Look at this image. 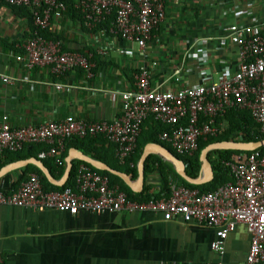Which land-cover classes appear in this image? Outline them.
Returning <instances> with one entry per match:
<instances>
[{"label":"crops","instance_id":"obj_1","mask_svg":"<svg viewBox=\"0 0 264 264\" xmlns=\"http://www.w3.org/2000/svg\"><path fill=\"white\" fill-rule=\"evenodd\" d=\"M73 1L77 6L80 0ZM165 11L164 22L144 50L111 31L94 32L70 16H53L49 32L62 43L63 50L91 56L96 63L92 78L80 69L56 77L48 68L28 70L16 59L24 52L32 25L0 0V76L11 80L0 84V117L7 115L14 127L37 126L69 116L113 121L122 112L123 94L135 88L140 67L149 69L151 86L157 91L208 84L218 81L225 68L235 73L239 67L240 48L230 39V27L256 25L264 31V0H165ZM226 127L227 123L221 122L220 129ZM71 141L62 153L66 168L69 157L72 162L83 161L75 150L85 155L75 139ZM111 154L109 149V160ZM39 155L32 157L27 149L0 154L1 163L9 162L0 171L19 161H42ZM31 165L36 166L25 163L0 172V189L17 190L34 173L27 170ZM147 184L153 186V193L161 191L159 174H145L144 186ZM215 234L212 227L180 217L166 221L159 212L98 215L81 211L71 215L0 206V264L246 262L251 246L246 225L235 226L222 255L212 249Z\"/></svg>","mask_w":264,"mask_h":264},{"label":"built area","instance_id":"obj_2","mask_svg":"<svg viewBox=\"0 0 264 264\" xmlns=\"http://www.w3.org/2000/svg\"><path fill=\"white\" fill-rule=\"evenodd\" d=\"M14 7L32 11L36 31L16 56L28 70L48 68L56 77L82 69L94 76L96 63L91 56L64 51L62 43L40 34L51 27L53 16L66 11L62 0H5ZM77 7L92 30L115 16L111 33L136 44L141 50L166 17L165 0H80ZM230 39L240 48L239 67L235 73L225 68L218 81L176 91H157L151 86V72L140 67L135 88L123 94L122 112L113 121H86L69 116L62 121L14 127L7 115L0 117V154L18 153L28 145H43L41 159L58 158L69 141L103 136L116 146L121 165L137 149L138 138L148 118L170 126L160 135L179 155H193L199 140L217 137V121L231 110H246L264 131V31L259 26H232ZM204 62L208 60L203 56ZM0 76V84H10ZM60 88V86H58ZM185 124H182L183 121ZM133 166V165H132ZM232 182L215 191L200 193L185 186L171 185L168 198L147 202L130 200L108 176L85 164L78 167L75 186L45 191L42 177L31 174L13 191L0 190V206L29 208L34 211L57 210L77 215L81 211L95 214L159 212L166 221L183 218L187 222L207 225L216 230L214 252L222 255L229 234L237 224L246 225L251 246L244 264H264V153L255 150L236 156L226 163Z\"/></svg>","mask_w":264,"mask_h":264},{"label":"trees","instance_id":"obj_3","mask_svg":"<svg viewBox=\"0 0 264 264\" xmlns=\"http://www.w3.org/2000/svg\"><path fill=\"white\" fill-rule=\"evenodd\" d=\"M62 1L66 4V11L61 12V14L70 16L73 20H77L78 22H82L84 27L87 28L85 26L84 15L82 11L76 6V3L73 0H62ZM13 9L15 11L21 12V15L29 19L32 25L31 32L34 34L36 28L33 23V15L31 9L28 7H14V6ZM114 19L115 16L113 15L110 18H108L105 22L98 24L92 30L94 32H102L104 34H109L112 29ZM40 34L47 39H54L56 41H59L58 38L50 34L49 30L42 31L40 32ZM224 121L227 123V127L221 129V132L217 137H211L208 138L207 140L201 138L199 140L198 150L191 156L177 154L169 143L162 142L160 140V135L166 131H171V127L156 121L153 117L148 118V120L144 123L142 127V132L138 138L137 149L131 155V157L126 161L124 165H121L116 158V146L111 142H109L103 136L86 137L84 139L75 138V144L79 145L80 149L83 151L85 155L95 160L106 163L115 170L124 172L128 175H133V177L135 178L138 177V163L141 159L144 148L148 144H160L165 146L167 149H169L173 154H175L178 158H180L184 162L186 166V172L190 177L197 178L200 175L202 168L200 155L202 150L205 149L208 145L217 142H230V141L258 142L264 140V131L262 130L261 124L256 122V120L253 118V116L249 111L231 110L223 118H220L217 121V126L220 128L221 122ZM185 123L186 121L184 120L182 124ZM69 142L72 143L73 141H69ZM24 149L29 150L30 155L36 158L39 154L46 152L48 150V147L43 145H28L24 147ZM109 149H112V154H111L112 160H109L107 157ZM258 151L264 153V147L259 149ZM113 152L115 156H113ZM8 153H12V152H5L3 153V155H7ZM250 153L251 152L233 151V150L210 151L208 153V159L211 162L214 170V180L210 183L200 186L192 185L186 182L177 173L173 164L163 160L159 156L149 155L145 164V174L146 177L153 173L159 174L161 178V185H160L161 191L159 193H153L152 192L153 186L150 184L145 185L141 193H134L118 176H115L106 171L98 170L84 161L73 162V169L70 178L63 187H57L52 185L47 180L43 172L36 166H32V165L30 167L28 166L29 168H27V170L32 169L35 174H38L39 176L42 177V184L45 191H57V190H63L66 187H74L78 167L80 164H85L89 166L92 170L97 171L102 175L108 176L110 179V183L112 185H118L121 188V190L128 195L130 200L138 201V202H147L152 199L168 198L171 192L172 184H176L178 186H185L190 189H195L198 190L200 193L215 191L222 184L232 182L230 170L226 166V163L233 161L236 156L248 155ZM64 156L65 155L61 154L58 158H47L42 160L46 168L51 173V175L58 180H60L65 173L66 163L64 161ZM8 163L9 162L7 161L4 163L0 162V169L3 166L7 165ZM34 173H30V175Z\"/></svg>","mask_w":264,"mask_h":264},{"label":"water","instance_id":"obj_4","mask_svg":"<svg viewBox=\"0 0 264 264\" xmlns=\"http://www.w3.org/2000/svg\"><path fill=\"white\" fill-rule=\"evenodd\" d=\"M264 147V140L258 141V142H217L208 145L205 149L202 150L200 155V160L202 163V168L200 175L197 178L190 177L186 172V166L184 162L178 158L175 154H173L169 149L164 147L160 144H148L143 151V154L141 156L139 165H138V177L134 179L132 175H128L124 172L115 170L111 168L106 163H103L101 161L95 160L93 158L87 157L81 153H79L78 150H75L78 154H80V159L85 161L86 163L90 164L94 168L109 172L115 176H118L121 178L124 183L134 192V193H141L144 188L145 183V164L146 160L151 154H156L162 157L165 161L170 162L175 166L176 171L178 174L189 184L192 185H204L207 183H210L214 180V170L212 167L211 162L208 159V153L213 150H233V151H245V152H251L255 150H259ZM73 157H69L67 160V168L65 171V174L63 178L59 181L55 180L48 169L45 167L44 163L37 159H31L27 161H19L16 163H13L4 169L0 171L1 173L5 171H9L10 169H14L17 167H21L25 163H33L36 165L45 175L47 180L54 186L57 187H63L67 181L70 178L72 169H73Z\"/></svg>","mask_w":264,"mask_h":264}]
</instances>
